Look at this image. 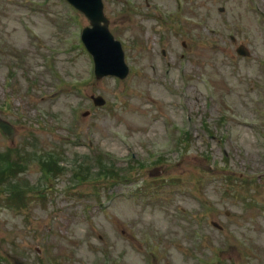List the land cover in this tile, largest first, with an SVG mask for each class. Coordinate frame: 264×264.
I'll list each match as a JSON object with an SVG mask.
<instances>
[{
  "label": "rangeland",
  "instance_id": "1",
  "mask_svg": "<svg viewBox=\"0 0 264 264\" xmlns=\"http://www.w3.org/2000/svg\"><path fill=\"white\" fill-rule=\"evenodd\" d=\"M104 3L124 80L95 78L76 37L89 20L64 0H0V110L16 129L13 142L0 131V153L27 140L135 160L111 186L30 161L8 181L40 196L20 211L0 199V264H264V0ZM175 126L190 132L177 149ZM155 165L161 188L139 193Z\"/></svg>",
  "mask_w": 264,
  "mask_h": 264
},
{
  "label": "water",
  "instance_id": "2",
  "mask_svg": "<svg viewBox=\"0 0 264 264\" xmlns=\"http://www.w3.org/2000/svg\"><path fill=\"white\" fill-rule=\"evenodd\" d=\"M77 8L82 10L90 19L93 28H87L84 32L83 40L94 55L96 61V72L99 77L104 75H117L124 77L127 68L123 67V55L121 44L115 41L107 28V24L101 25L104 21L102 16L101 0H69ZM241 54H246L243 48L238 50ZM96 102L103 103L101 98H96ZM0 128L9 138H13L15 133L13 127L0 118ZM155 171H152L154 173ZM16 264H21L16 262Z\"/></svg>",
  "mask_w": 264,
  "mask_h": 264
},
{
  "label": "trees",
  "instance_id": "3",
  "mask_svg": "<svg viewBox=\"0 0 264 264\" xmlns=\"http://www.w3.org/2000/svg\"><path fill=\"white\" fill-rule=\"evenodd\" d=\"M15 169L12 170V172H14ZM5 180V177L0 174V182ZM13 200L16 201V205H19V206H25V201L27 200L26 198V195L25 194H22V193H14V194H9L8 198L5 200V204L7 206H12L13 204Z\"/></svg>",
  "mask_w": 264,
  "mask_h": 264
}]
</instances>
